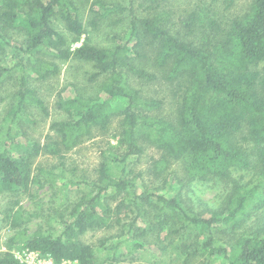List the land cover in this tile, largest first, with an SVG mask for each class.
<instances>
[{
	"label": "trees",
	"instance_id": "trees-1",
	"mask_svg": "<svg viewBox=\"0 0 264 264\" xmlns=\"http://www.w3.org/2000/svg\"><path fill=\"white\" fill-rule=\"evenodd\" d=\"M216 1L226 10L236 3ZM87 2L0 0V86L19 81L17 103L8 111L12 123L31 103L49 113L30 78L58 75L63 61L92 64L95 72L89 79L105 95L79 91L71 98L61 96L57 107L63 117L51 123L53 132L45 143L18 145V131L10 125L0 147V195L30 192L41 181L38 172L44 171L37 164L41 153L63 158L92 138L94 131H108L115 119L119 145L125 149L103 152L97 176L84 182L92 191L72 206L60 233L23 232L10 237L7 248L0 251V264H25L15 254L16 248L38 252L55 263L94 264L97 249L84 235L119 226L126 209L135 216L119 227L137 251L151 242L165 248L169 241L184 249L183 264H191L197 240L204 235L205 262L222 257L228 264H264V224L257 217L255 230L246 227V214H258L264 206V0H249L244 13L226 20L215 16L213 9L197 7L181 19L180 28L172 22V9L139 17L130 8L125 41L106 47L87 36L73 48L71 43L87 32L81 18ZM113 7L120 8L109 7L107 0H94L90 23H98L96 19ZM141 83L160 84L166 94L146 96L138 87ZM131 155L138 160L148 156L147 172L130 167L136 166L127 162ZM111 162L122 169L117 177ZM234 169L252 172L256 183H243ZM138 179L144 186L141 193ZM155 180L160 183L155 185ZM195 180H218L227 186L218 207L195 210L194 201L184 192ZM162 187L178 189L168 195L159 192ZM19 218L17 212L10 214L13 227ZM121 243L107 244L103 239L99 245L115 253Z\"/></svg>",
	"mask_w": 264,
	"mask_h": 264
},
{
	"label": "rangeland",
	"instance_id": "rangeland-1",
	"mask_svg": "<svg viewBox=\"0 0 264 264\" xmlns=\"http://www.w3.org/2000/svg\"><path fill=\"white\" fill-rule=\"evenodd\" d=\"M108 6L111 5L120 7H113V11L108 12L105 17L96 19L98 23H90L92 20V13L90 7L94 0H89L85 3V9L82 10L81 18L86 25L87 32L82 35L80 41L71 43L73 48L81 45L85 37H89L92 42L100 46H114L120 42L125 41L130 33V8L134 9L137 16H148L154 14L156 11L160 12L162 9H172V22L175 23V28H180L181 19L185 15L197 7L213 9L217 17L224 18V20L233 17L234 14H241L246 11L249 0H236V3L231 9H225L220 2L213 0H107ZM98 9L97 5L93 6ZM215 14V13H213ZM224 16V17H223ZM60 30L71 40L72 36L68 31L64 30L61 25L58 26ZM61 70L58 75L42 80L37 79L35 75L30 78L31 86L35 88L36 95L45 101L49 113L46 115L41 108L31 103L28 106V111H25L17 118V123H12L8 116V111L17 103L16 90L18 89L19 81H7L0 86V147L3 145L5 135L10 125L18 131L17 144L29 145L35 140H40L45 143L47 134L52 133L50 125L53 121L63 117V111L57 107L58 99L63 96L64 99L71 98L76 95V92L96 95L100 94L99 88L94 81L89 77L95 72L92 64L68 60L60 63ZM264 70V63L261 64ZM21 71L16 72L15 76L18 79ZM138 87L142 88L146 96H153L161 98L166 94V89L160 84H140ZM81 88V89H80ZM80 89V90H79ZM88 95V96H89ZM100 96L105 97L104 94ZM120 104H125L122 101ZM27 113V116L25 117ZM118 120L115 119L111 128L108 131L102 132L96 130L93 132V137L86 139L76 148L67 152L63 158L59 156L41 153L37 158V164L44 168L43 172H38L41 181L33 185L30 192H21L18 195L10 196L0 195V251L7 248L8 239L10 237L19 236L23 232L25 234H33L37 231L50 232L58 234L64 226V221L70 219V211L72 206L79 200L80 197L92 191V186L84 183L91 181L97 176V169L103 160V152L108 154L109 151L124 152V147L119 145ZM14 148V147H13ZM16 153V152H15ZM16 154H19L18 152ZM109 161V159L107 160ZM127 162L136 163L130 165L131 168L137 171H146L149 167L148 156H144L140 160L137 155H131ZM111 172L114 176H119L122 169L116 163L111 162ZM129 167L126 168V172ZM234 175L248 186H253L256 183V177L248 170L234 169ZM133 175V174H132ZM149 175V174H148ZM147 175V176H148ZM170 180V179H169ZM156 181V180H155ZM137 182V181H136ZM138 193L144 190V186L138 179ZM152 185L150 180L146 182ZM157 180L154 184H159ZM190 188L187 191V196L194 201L195 210H203L206 208H215L220 205L227 186L218 180H195L190 183ZM154 188V187H152ZM151 188V189H152ZM176 188L168 191L167 187H162L159 192H167L168 195L176 192ZM155 192V189H152ZM151 191V192H152ZM116 203L113 204V207ZM9 208V211L6 209ZM17 212L19 214L18 225L13 227L10 221V214ZM209 216L208 213H205ZM257 215V216H256ZM135 214L126 210L123 211L121 217V224L131 222ZM248 223L246 227H253L256 229L255 219L258 217L264 224V206L260 208L258 214L247 213ZM6 219V220H5ZM141 222H137V224ZM119 225V226H120ZM115 225L112 229H100L88 231L84 235V239L95 245L97 249V260L94 264H110L115 260H121L127 264H183L184 263V249L175 245H171L169 241L165 242V248L156 243H146L144 250H135L132 246L133 240L122 232L120 228ZM245 229V228H244ZM205 236L201 235L197 240V254L191 261V264H228L222 257L214 258L212 261L205 262L206 258L202 254V242ZM105 239L107 244L111 242L116 243L121 241V245L115 253L109 252L103 247H100V242ZM192 248V245H188ZM15 254L20 260L23 258L24 251L20 248L15 249ZM199 252V253H198ZM49 257L39 255L38 258L31 264H72L69 261L62 263H55Z\"/></svg>",
	"mask_w": 264,
	"mask_h": 264
},
{
	"label": "built area",
	"instance_id": "built-area-1",
	"mask_svg": "<svg viewBox=\"0 0 264 264\" xmlns=\"http://www.w3.org/2000/svg\"><path fill=\"white\" fill-rule=\"evenodd\" d=\"M39 255L40 254L38 252L28 251L27 250V251H24L23 258H22L21 261L24 262L25 264H31L35 260V258H38L39 257Z\"/></svg>",
	"mask_w": 264,
	"mask_h": 264
}]
</instances>
